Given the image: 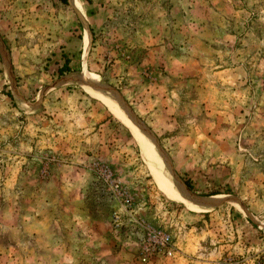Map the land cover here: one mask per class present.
Here are the masks:
<instances>
[{"label":"rangeland","instance_id":"1","mask_svg":"<svg viewBox=\"0 0 264 264\" xmlns=\"http://www.w3.org/2000/svg\"><path fill=\"white\" fill-rule=\"evenodd\" d=\"M63 1L0 0V264H264V0Z\"/></svg>","mask_w":264,"mask_h":264},{"label":"bare ground","instance_id":"2","mask_svg":"<svg viewBox=\"0 0 264 264\" xmlns=\"http://www.w3.org/2000/svg\"><path fill=\"white\" fill-rule=\"evenodd\" d=\"M89 42H90V35L88 32H85V35H84V47H85L84 50L85 51L88 49ZM63 83L80 85L86 90H88L87 92H89L92 95L97 96V98H99L104 103H106L110 107V109L113 111L114 115L119 120L124 122L128 127H130V129L132 130L134 134L135 140L138 143L140 151H142L143 153L142 156L144 157V160L148 164H150V166L154 164L159 167H162L163 169L167 168L166 161L162 157L163 154L161 155V152L158 150V146H156V142L152 134L142 124L137 123L136 121H133L131 115L125 113L124 110L120 107L119 103L114 101L113 99L114 97L106 93L105 89L102 90L104 92H101V90H99L98 88L97 89L99 91L93 90L95 86L94 84H98V81H96V79L93 76H91L89 73H86L85 71L80 72L78 75L68 74L64 76ZM103 87L104 86H102L101 89ZM126 114L129 115V117ZM174 195L176 196V198L181 200L187 208H189L190 210H194V211H208L215 206L214 200L218 199V197L213 196V197L207 198L211 200L210 202L209 201L205 202L206 200H204L202 204L196 206V204H193L192 202L188 200L189 194L187 196L186 194L183 195L181 193L176 192L174 193Z\"/></svg>","mask_w":264,"mask_h":264},{"label":"built area","instance_id":"3","mask_svg":"<svg viewBox=\"0 0 264 264\" xmlns=\"http://www.w3.org/2000/svg\"><path fill=\"white\" fill-rule=\"evenodd\" d=\"M104 175L107 179H111V173L109 171H105ZM109 182H112V179ZM111 185H113V183ZM146 232L147 240L142 253L143 262H146L153 253H162L166 256H172L175 253V248L172 245L169 235L155 231L150 227L146 228Z\"/></svg>","mask_w":264,"mask_h":264},{"label":"trees","instance_id":"4","mask_svg":"<svg viewBox=\"0 0 264 264\" xmlns=\"http://www.w3.org/2000/svg\"><path fill=\"white\" fill-rule=\"evenodd\" d=\"M63 2H66V0H64ZM68 63H69V61L65 60L63 66L60 69H58V75L59 76H62L65 73H71L72 72L68 67ZM8 96H11L10 93H8ZM184 183L188 187V189H190V190L192 189L189 181L185 180ZM213 195H218V194L217 193H210V194L204 195V196L207 197V196H213ZM201 196H203V195H201Z\"/></svg>","mask_w":264,"mask_h":264},{"label":"water","instance_id":"5","mask_svg":"<svg viewBox=\"0 0 264 264\" xmlns=\"http://www.w3.org/2000/svg\"><path fill=\"white\" fill-rule=\"evenodd\" d=\"M130 115H131V113H130ZM132 117V119H133V116H131ZM134 120V119H133ZM155 139V138H154ZM155 142H156V140H155ZM156 146H158L157 145V142H156ZM159 150V149H158ZM187 192V191H186ZM188 194H189V192H187Z\"/></svg>","mask_w":264,"mask_h":264},{"label":"crops","instance_id":"6","mask_svg":"<svg viewBox=\"0 0 264 264\" xmlns=\"http://www.w3.org/2000/svg\"><path fill=\"white\" fill-rule=\"evenodd\" d=\"M72 73V72H71ZM68 74V73H67ZM66 75V74H65Z\"/></svg>","mask_w":264,"mask_h":264}]
</instances>
